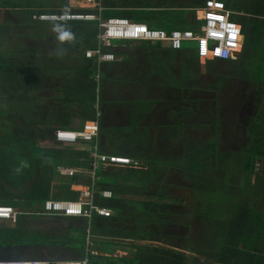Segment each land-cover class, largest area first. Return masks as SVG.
<instances>
[{
  "label": "trees",
  "instance_id": "obj_1",
  "mask_svg": "<svg viewBox=\"0 0 264 264\" xmlns=\"http://www.w3.org/2000/svg\"><path fill=\"white\" fill-rule=\"evenodd\" d=\"M84 1L0 0V142L9 145L0 148V191L2 196L5 193L19 200L28 198L30 204L42 208L49 200L77 201L81 193L74 188L93 185L90 172L94 167L89 152L81 146H64L55 141V109L46 101L50 97L55 107L59 100L55 97L54 78L65 67L52 56L59 49L64 50L65 62H73L68 69L78 75L72 80L70 95L77 94L84 103L88 80V95L93 103L89 120H96L101 111L100 152L129 157L140 167L103 168L100 164L95 170V203L111 210L110 217L95 215L88 221L36 215L48 219L53 228L48 229L49 233L30 232L19 242L40 244L36 240L42 236L44 244L53 246L51 252L60 255L56 261L87 258L88 264H264V209L259 197H264V0H226L227 9L233 13L231 20L242 29L243 50L236 60L207 62V72L215 73L222 64L237 70L235 76L218 73L214 83L203 80L204 74L201 76L198 69L200 61L191 45L178 52H164L162 45L141 44V51L132 52L112 46L103 51L112 52L118 60L99 67L96 58H86L88 50L98 47L97 22L33 20L43 14H99L98 9L75 10L76 3ZM97 1L102 4L103 19L144 21L152 30L159 25L165 27L160 31L168 34L191 31L198 35L202 22L196 21L195 15L209 0H155L158 8L170 9L164 12L141 10L140 4ZM182 1L192 4L182 5ZM54 28L69 31L73 38L60 42ZM27 55L41 56L46 62L27 65L23 62ZM164 55L170 60L173 56L187 61L180 83H166L163 78L156 83L150 81L152 75L159 78L164 74ZM79 62L88 66L76 67ZM233 77L253 80V92L242 102L241 109H234L235 120L230 109L224 111L229 130L225 131L222 124H213V134L204 139L203 131L198 130L202 125L190 121L197 114L219 118L217 100L212 109H206L201 96L189 99L188 95H201L204 89L211 88L222 96ZM43 90L46 95L41 101ZM145 93L152 95L145 97ZM159 96L167 97L159 100ZM138 101L153 103H144L140 108L136 106ZM161 101L167 104L151 117L152 105ZM39 102H45L40 109ZM140 109L144 110L139 114ZM170 113L178 119H165L164 115ZM188 126L193 129L190 134ZM233 134H243L239 150L233 147ZM60 168L78 169L79 173L65 176ZM170 171L177 172L178 179L192 183L187 195L193 203L187 208L182 196L174 191L176 179L169 176ZM105 190L111 192L110 199L102 197ZM251 190L255 195H250ZM7 204L3 201L0 205ZM15 206L9 207L22 214L16 222L19 227L23 214L28 212ZM187 221L191 222L189 227H179ZM89 233L93 242L86 239L85 245L82 237L87 238ZM12 234L16 238L18 229ZM168 238L178 242L171 243ZM117 251L128 254L118 256ZM27 253L29 259L46 260L38 248L31 247Z\"/></svg>",
  "mask_w": 264,
  "mask_h": 264
},
{
  "label": "built area",
  "instance_id": "obj_2",
  "mask_svg": "<svg viewBox=\"0 0 264 264\" xmlns=\"http://www.w3.org/2000/svg\"><path fill=\"white\" fill-rule=\"evenodd\" d=\"M88 9H98L99 14H60L35 16L34 20L51 23L82 22L90 21L99 24L100 34L97 37L98 47L86 52L87 59H94L101 63L115 62L116 56L112 52L103 50L111 47L113 41H130L145 43L150 45H162L173 50H181L184 45L196 44V54L201 62L207 61H230L236 60L243 46V34L239 25L231 20L233 13L227 9L226 0H209L201 13L203 17L199 21L203 22L198 35L194 32L174 31L168 34L164 31L152 30L146 25L138 22L122 19H103L101 12L102 4L97 0H87L85 2ZM89 4V5H88ZM239 47L240 50H239ZM99 78V76H98ZM101 112L98 110L97 119L87 122L80 131H68L59 129L55 133L57 143L64 146H81L89 152L93 159V167L90 176L93 180L92 187H76L81 195L77 201H56L49 200L44 203L41 215L48 217L77 216L90 221L96 214L98 216H109L111 211L100 207L95 203L94 183L97 179L95 170L101 164L103 168H132L140 167L136 160L102 154L99 148L100 120ZM60 173L73 177L79 173L78 169L60 168ZM75 189V188H74ZM110 191H103L102 197L111 198ZM0 219L16 221L17 213L13 208L0 206ZM0 264H88V259L80 261H44L33 259H6Z\"/></svg>",
  "mask_w": 264,
  "mask_h": 264
},
{
  "label": "crops",
  "instance_id": "obj_3",
  "mask_svg": "<svg viewBox=\"0 0 264 264\" xmlns=\"http://www.w3.org/2000/svg\"><path fill=\"white\" fill-rule=\"evenodd\" d=\"M162 48H164V52H167V49H169L168 47H164L161 46ZM125 52H132L131 49L129 48H124ZM92 50V49H91ZM136 51H141L142 48L137 47L135 48ZM162 61L164 63V68H165V72L164 74L159 75V78L154 77V75H152V77L150 78V81L153 83H156L160 78L165 79L166 83H180V80L182 79L181 73L182 71H184L187 61L184 59H179L177 58H171V60L168 58L167 55H164L161 57ZM123 58H121L122 60ZM59 64V62H57ZM203 63V62H202ZM200 62V64H202ZM86 66H88L85 62H79L78 65L76 67L79 68H85ZM71 66L66 67L67 72L61 73L62 77H60V73L58 74V76L56 78H54V87L57 89V93L56 96L57 100L56 101V105L55 107L53 106V102L50 99V97L47 99V103H49V105L51 106V108L55 109V124L53 125L52 129H68V130H73V131H80L84 128L85 124L87 122H90L92 120H89L88 116L89 114H93V103H92V97H90L89 99V95H88V80L86 81V97H85V102L84 103H80V97L77 96V94H74L75 97H72L70 95V88L73 86V78L77 77L78 75L74 72L69 70L68 68ZM88 69V68H87ZM88 72H86L87 74ZM88 75V74H87ZM188 75V74H187ZM186 78V75H184ZM83 79V78H82ZM93 79V76H92ZM189 80L187 79V82ZM75 83V82H74ZM52 84V83H51ZM51 84L48 85V90L51 89ZM78 92V91H77ZM41 95V101L42 98L44 96V94L46 95V92L43 90ZM149 95H152L151 93H148ZM126 93H124L123 95V99H126ZM167 96H159V100L160 99H164ZM74 98V99H72ZM158 99V97H156ZM89 103L91 105H89ZM45 104V102H39V109H40V105ZM184 109V105L182 103V111ZM90 110V111H89ZM165 119H168L169 121H174L175 119H178V116H175L174 114H165L164 115ZM9 145L5 144V143H1L0 142V148L1 149H5L8 148ZM76 189V187H75ZM6 201L8 202L7 205L9 206H15V207H19L20 209L23 208L26 209V212L28 213H24L22 216V222L20 224L19 227L17 226H13L10 225L11 222H6V221H0V259H11L9 257L11 256H15L17 254L20 253H24V248L25 245L28 244H23L19 242L20 237L22 239H24V237L27 236V234H29V230L34 227V226H29L30 223H35L37 225V228L39 230H41L42 228L44 229H50L49 225V220L48 219H44L41 217H36V215L41 216V212H42V208L41 205L39 204H30V200L28 198L26 199H21L20 200L17 197H13V196H9L7 194L4 193V195L2 196V192L0 191V204L1 202ZM25 212V211H24ZM40 224V226L38 225ZM42 224H44L45 226H43ZM31 227V228H30ZM18 229V234L16 235V238L13 235H10L8 232L11 233H16V230ZM15 239H16V243H15ZM15 246V250H10L7 249V246ZM28 247V246H27ZM31 248H29L30 250ZM40 249L43 253L42 256H44V258L46 260L44 261H50L52 262V260L55 261V259L57 257H59L60 255H58L57 253H53L51 252L50 249H53L52 245H47V247L44 249L42 248H38ZM118 252V251H117ZM116 254L118 256H122V255H126L123 252H118ZM27 254L28 253H24ZM251 259V258H248Z\"/></svg>",
  "mask_w": 264,
  "mask_h": 264
},
{
  "label": "rangeland",
  "instance_id": "obj_4",
  "mask_svg": "<svg viewBox=\"0 0 264 264\" xmlns=\"http://www.w3.org/2000/svg\"><path fill=\"white\" fill-rule=\"evenodd\" d=\"M80 9H88V8H87V5H85V3H78V4L76 3L75 10H80ZM110 17L111 18H116V15H110ZM201 17H203V14L202 13L200 14V13H197L196 12V15H195L196 21H197V19H201ZM139 22L142 23V24H145L144 21H139ZM153 28L155 30H157V31H160V30H164L165 29L164 26H159V25L157 27H153ZM116 46H120V48H122V50H125L124 49L125 47H128L131 50H134L139 45L138 44H135V43L115 42L114 43V48ZM190 48L192 49V51L195 52V50H196V44H191ZM242 50H243V46H242L241 52H242ZM52 54H53L52 56L54 58H56V60L58 62H60V63L62 62L61 63V66H64L65 67L62 72L63 73L64 72L66 73L67 72L66 67L72 65L73 62H65L67 59L63 58L62 55L61 56H57L55 53H52ZM71 59L73 61H77L78 60L77 57H71ZM23 62L26 63L27 65H33V63H37L38 65H41L42 63H45L46 62V58H43L41 56H38V58H35V57H30V55H27L26 58H23ZM219 62L220 61H218V63ZM200 65H201V67L198 66V69H200V72L199 73L201 74V76L204 74L203 80L205 82L214 83L216 81V78H217V74L218 73H226V74H230L232 76L237 75V70H235L233 68V70L231 71V68L232 67H227V65H225V64H222L221 65V68H219L215 73L214 72H207L206 71V69H207L206 63H202ZM251 67L254 69V66H253V58L252 57H251ZM61 73L60 74L57 73L55 75V78L58 76V74L60 75V77H62ZM252 84H254V81L251 80V79L245 80V78L233 77V80L231 81V83L228 84L225 88H223L222 96H221V94L220 95H217L215 93V91L210 90L211 88L210 89H204L205 92L202 93L201 95L198 94V93L195 94V95H193L192 92L189 93V95H188V98L189 99L196 98L198 96H201L203 98L201 100L202 101L201 102L202 107H205L206 109L207 108L212 109V106L214 105V103H213L214 100H217L216 101V104L217 105L215 107L217 108L218 111L220 110L219 111L220 112L219 118L216 117V118L206 119L204 116L202 117L201 114H198V116L194 117V120L190 121V122H192V124H197L198 123L199 125H202V126H200L198 128V130L203 131V138L204 139L207 138V136H210L211 134H213V132L215 130V127H214L215 124H222V126H223V128H224L225 131H227V130L230 129V128H227V126H228V122L226 120L227 113L224 112V111L226 109H230V115H232V114H234L236 112V110H234V109H241L242 108V102L244 100H247L250 97V91H252V89H251L252 88ZM245 95H248V96H245ZM144 96L145 97H149V94L148 93H145ZM0 99H2V98L0 97ZM169 101H170V98L168 97L167 103ZM144 103H146V106H148V105L152 104L153 102H142V101L140 102V101H138L136 103V106H138V107L141 108V107H143L145 105ZM167 103L164 102V101H161L160 104L157 103V104L152 105L153 106V109L151 108V110H152L151 115L152 116L151 115L150 116L153 117V114L157 112V109L158 108H162L163 105L164 104H167ZM143 110L144 109H140L139 114ZM170 114H174V113H170ZM231 118L233 120H235L234 115H232ZM186 131H187L188 134H190L191 132H193V129L191 128V126L190 127L188 126L186 128ZM242 137H243V134H241V135H235V134H233V138L235 139V141L233 143V147L236 148L237 150H239L242 147L241 146L243 144ZM220 138L221 137H219L218 140ZM223 138L225 140V137H223ZM150 144H152V143H150ZM222 144H226V143L223 141ZM222 144L219 143V146L222 147V148H224V145H222ZM158 146H159V143H158V145H156V147H158ZM158 154H159V152H158ZM170 157L172 158L171 160L173 161V153L170 155ZM222 169L223 168H221L220 170H222ZM220 170H218V172H220ZM169 176H171L172 179H176L174 181V184H173V187H175L174 188V191H176V193H178L180 196H182V198L184 199L185 204H186L185 205V208H187V205H191L193 203L192 199H190L189 196L187 195V192L190 193V191L187 190V187H189L190 184L192 185V183L189 182V181H187V180L178 179V178H180V176H179V174L177 172H174V171H170L169 172ZM222 178L227 179L228 176L227 177H222ZM252 193H253V191L251 190L250 195ZM253 195H255V194L253 193ZM259 197H261V200H260L261 205H260V207H263V209H264V199H263L264 197L262 195H259ZM182 224H186V227H189V225L191 224V222H188V221L187 222H181L180 225H179V227ZM10 225L17 226V224L15 222H11ZM38 225L40 226V224H38ZM52 228H53V226H50V229H52ZM30 232L49 233V231H48L47 228L46 229L42 228L41 230H39L37 227H32L29 230V234H30ZM8 233L10 235H13L11 232H8ZM29 234H27V236ZM41 237H39V239L36 240V241H38V243H40V244L41 243L44 244L45 242H43L42 240H44L45 238L43 237L42 239H40ZM86 239H87V241H90V239H92V235L89 233V235H87V238H85L84 236L82 237V241L84 242L85 245H86ZM167 240L170 241L171 243L178 242V240L171 239V238H168ZM91 242H93V239L91 240ZM145 243L146 244H150V242H145ZM177 251L181 252L182 250L177 249ZM118 252H121V251H118ZM123 253L128 254L127 252H123Z\"/></svg>",
  "mask_w": 264,
  "mask_h": 264
},
{
  "label": "clouds",
  "instance_id": "obj_5",
  "mask_svg": "<svg viewBox=\"0 0 264 264\" xmlns=\"http://www.w3.org/2000/svg\"><path fill=\"white\" fill-rule=\"evenodd\" d=\"M87 1V0H86ZM86 1H84V2H82V3H85ZM86 5V4H85ZM80 10H91V9H80ZM201 11L202 10H200V11H197V13H201ZM44 15H58V14H43V15H40V16H44ZM79 15H86V14H83V13H80ZM35 17V16H34ZM34 17H33V20H34ZM198 21H199V19H197ZM34 21H36V20H34ZM75 22H78V21H75ZM82 22H90V21H82ZM199 22H201V21H199ZM49 23V22H48ZM51 23H57V22H51ZM139 23V22H138ZM142 24V23H141ZM202 24H203V22H202ZM143 25H145V24H143ZM147 26V25H146ZM148 27V26H147ZM54 31H56L57 32V40H59L60 42H65V41H68V40H70L71 38H73L72 37V35H71V33L69 32V31H67V30H64V31H60V30H58V29H53ZM182 32V31H181ZM187 32V31H186ZM188 32H191V31H188ZM115 42H121V43H135V44H138V45H141V44H145V43H136V42H130V41H113L112 42V45H111V47L112 46H114V43ZM147 45H150V44H147ZM186 45H184L183 47H182V49L185 47ZM108 48H110V47H108ZM169 49H171L170 47H168ZM181 49V50H182ZM171 50H173V49H171ZM181 50H173L174 52H178V51H181ZM63 52H64V50L63 49H59V50H57L56 51V55L57 56H61V55H63ZM195 54H196V52H195ZM196 56H197V54H196ZM198 57V56H197ZM117 58V57H116ZM199 59V58H198ZM118 60V59H117ZM199 61H200V59H199ZM211 61V60H210ZM218 61H222V60H217V61H215V62H218ZM201 62V61H200ZM208 62V61H207ZM207 62H206V64H207ZM159 104H160V102H159ZM101 112V111H100ZM212 115L213 114H210V118H214V117H212ZM197 116H198V114H197ZM206 119H208L207 118V115H205L204 116ZM209 118V119H210ZM93 121V120H92ZM59 130V129H58ZM65 130H68V129H65ZM68 131H73V130H68ZM55 141H56V139H55ZM58 144H60V143H58ZM127 158H129V157H127ZM131 159V158H130ZM113 168V167H112ZM76 190V189H75ZM110 199V198H109ZM62 201H69V200H62ZM0 206H3V205H0ZM4 207H9V206H4ZM101 207V206H100ZM9 208H13L15 211H16V213H17V219H16V221H11V220H4V219H0V221H6V222H17V220H18V217L19 216H21L22 214L21 213H19V211L16 209V208H14V207H9ZM103 208V207H102ZM106 209V208H105ZM109 210V209H108ZM111 211V210H110ZM97 215V214H96ZM112 215V212H111V214L109 215V216H106V217H110ZM43 216V215H42ZM48 217V216H47ZM64 217H69V218H82V217H77V216H64ZM102 217H104V216H102ZM12 259V258H11ZM1 260H6V259H1ZM29 260V259H28ZM34 260V259H33ZM56 261V260H55ZM67 261H74V260H67Z\"/></svg>",
  "mask_w": 264,
  "mask_h": 264
},
{
  "label": "flooded vegetation",
  "instance_id": "obj_6",
  "mask_svg": "<svg viewBox=\"0 0 264 264\" xmlns=\"http://www.w3.org/2000/svg\"><path fill=\"white\" fill-rule=\"evenodd\" d=\"M140 1L141 0H139V1L138 0H127L125 2H122V0H114V3L117 4V5H121V4H125V5L140 4V6H142V8L139 7L141 10L150 11V12H164V11L170 10V9L165 10V9H162V8H158V6L156 5V1L155 0H147L146 4H144L142 1L141 2ZM191 1H194V0H191ZM191 1H182V2H179V3L182 4V5H188V4H192ZM164 3L166 4V1ZM210 117H211L210 114L207 115L208 119ZM42 225L45 226L44 224H42ZM29 226L37 227V225L35 223H30ZM31 247L42 248V249L44 248L45 249L47 247V244H28V245H25V247H23L25 249L24 253H27L29 248H31ZM24 253L18 254L19 259H29V255L24 254Z\"/></svg>",
  "mask_w": 264,
  "mask_h": 264
},
{
  "label": "water",
  "instance_id": "obj_7",
  "mask_svg": "<svg viewBox=\"0 0 264 264\" xmlns=\"http://www.w3.org/2000/svg\"><path fill=\"white\" fill-rule=\"evenodd\" d=\"M240 54V53H239ZM238 54V55H239ZM7 249H10V250H15V246H11V245H9V246H7ZM9 258H12V259H19V256H18V254L17 255H15V256H11V257H9ZM52 261H54V260H52Z\"/></svg>",
  "mask_w": 264,
  "mask_h": 264
},
{
  "label": "bare ground",
  "instance_id": "obj_8",
  "mask_svg": "<svg viewBox=\"0 0 264 264\" xmlns=\"http://www.w3.org/2000/svg\"><path fill=\"white\" fill-rule=\"evenodd\" d=\"M89 5V4H88ZM241 47H239V50H240Z\"/></svg>",
  "mask_w": 264,
  "mask_h": 264
}]
</instances>
